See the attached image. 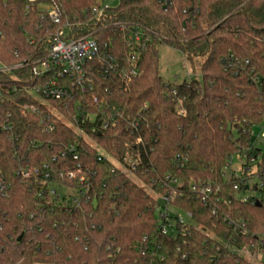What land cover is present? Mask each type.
<instances>
[{"label": "trees", "instance_id": "1", "mask_svg": "<svg viewBox=\"0 0 264 264\" xmlns=\"http://www.w3.org/2000/svg\"><path fill=\"white\" fill-rule=\"evenodd\" d=\"M54 1L73 37L111 39L121 69L138 66L140 75L127 85L121 71L106 79L95 72L96 90L86 97L97 124L107 113L123 119L100 134L85 126L101 151L94 149L57 117L47 119L55 111L68 118L74 103L65 109L48 100L46 107L34 92L40 81L33 65L47 56L51 36L39 6L0 0V264H254L240 252L264 249V200L244 201L250 186L225 175L240 153L259 156L264 175V148L248 151L251 133L264 124V0H169V7L165 0H119L102 20L90 12L100 0ZM131 25L152 42L130 47L120 28ZM159 43L202 60V79L165 85ZM125 120L139 121L142 145ZM72 145L79 161L65 153ZM101 152L125 170L99 161ZM77 164L76 180L61 177ZM82 175L89 188L69 210L51 191L86 190ZM199 184L219 189L216 215L193 193ZM170 188L192 223L164 237L155 195Z\"/></svg>", "mask_w": 264, "mask_h": 264}, {"label": "built area", "instance_id": "2", "mask_svg": "<svg viewBox=\"0 0 264 264\" xmlns=\"http://www.w3.org/2000/svg\"><path fill=\"white\" fill-rule=\"evenodd\" d=\"M28 9L30 6H39L40 19L47 23V31L50 32L49 51L43 60H39L33 65V73L38 77L40 85L34 89V92L45 99L55 102L64 103L65 109H69L70 103H74L76 113H69V117L60 115L59 113H49L47 119L57 117L64 125L75 131L81 136L85 142L90 144L94 149L100 150L97 145L88 137L85 126L90 125V130L93 133H103L106 130L118 126L120 120L123 119L121 114L107 113V116L101 123L97 124V114L90 112L91 102L87 97L96 90V82L94 78L95 72L101 73L103 78H110L113 74L121 71V75L126 84H130L133 79L140 75L138 66H131L129 68L121 69V65L117 57L112 52L113 41L111 39H100L94 33L87 34L78 38L70 34L71 26L68 22H63L62 12L59 8L58 2L54 0H23ZM119 0H100L98 4L92 7L91 14L98 20L107 17L108 10L116 7L113 4ZM167 7L172 6V2L165 0ZM89 12V13H90ZM128 29V30H127ZM121 31L127 32V43L132 48L146 47L148 43L152 42V36L142 28L131 25L121 26ZM93 102L98 103V98L94 97ZM101 109V105H98ZM101 114V113H98ZM127 128L137 134L135 141L136 145L143 144V138L140 136L139 121L125 120ZM41 124L45 125V131H53L54 125L49 124L42 118ZM5 130H11V127L5 126ZM253 137V145L248 151H255L258 148H264V124L258 130L251 133ZM258 143L260 146H258ZM101 151V150H100ZM65 153H71L74 161H79V156L76 152L75 145L68 147ZM62 154V156L65 155ZM112 161L119 169L125 170V166L116 162L112 157L99 153V161ZM260 157L253 156L248 153H240L230 159L228 171L225 175L227 182L245 181V185H249L248 194L243 197L244 201H248L254 197L264 200V175L258 176L262 173ZM132 169L137 168V164L131 162ZM81 166L77 164L76 172L61 173V177L68 180H76L78 174L81 173ZM28 173L23 174L28 177ZM48 177V175H46ZM87 178L82 175L79 178V183L86 186V190H74L71 188L62 187L53 189L51 194L56 197V201L69 207V210H75L82 204V199L85 197L89 184ZM255 182V183H253ZM171 189V188H170ZM65 190L67 193H62ZM219 189H215L210 184H199L192 186L193 193L197 194L202 202L209 207H212L213 214L216 215V205L220 203L217 198ZM69 191H75V195H71ZM149 193H153L148 190ZM176 192L171 189L166 194L155 195L157 202V225L159 234L161 236H175L178 232V226L187 225L185 219L176 212L184 213L192 220L190 213L177 209L174 206ZM240 233L246 234L245 225L240 224ZM263 243V242H262ZM244 257L250 256L249 260L260 261L264 260V249L252 250L251 248H244L240 252Z\"/></svg>", "mask_w": 264, "mask_h": 264}, {"label": "rangeland", "instance_id": "3", "mask_svg": "<svg viewBox=\"0 0 264 264\" xmlns=\"http://www.w3.org/2000/svg\"><path fill=\"white\" fill-rule=\"evenodd\" d=\"M118 2H115L113 5L116 6ZM157 49L159 51V60H160V75L165 85H180L184 82H191L193 80H201V62L202 60H194L193 62L185 56L181 51L171 48L170 46L159 43L157 45ZM38 100L46 107H49V103L38 97ZM258 146L259 143H258ZM255 183V182H253ZM62 193H67L63 190ZM71 195H75V191H69ZM178 215L182 216L187 224H191L192 220L188 218L184 213L177 211ZM244 257L249 260L248 256ZM254 264H262L260 261L252 260Z\"/></svg>", "mask_w": 264, "mask_h": 264}, {"label": "water", "instance_id": "4", "mask_svg": "<svg viewBox=\"0 0 264 264\" xmlns=\"http://www.w3.org/2000/svg\"><path fill=\"white\" fill-rule=\"evenodd\" d=\"M22 238V236L20 237V239Z\"/></svg>", "mask_w": 264, "mask_h": 264}]
</instances>
